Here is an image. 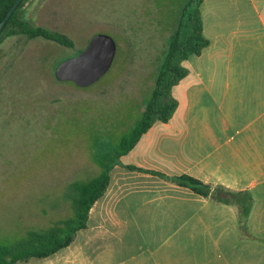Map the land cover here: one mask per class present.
I'll list each match as a JSON object with an SVG mask.
<instances>
[{
  "label": "rangeland",
  "instance_id": "1",
  "mask_svg": "<svg viewBox=\"0 0 264 264\" xmlns=\"http://www.w3.org/2000/svg\"><path fill=\"white\" fill-rule=\"evenodd\" d=\"M256 1L204 0V37L219 23L235 25L238 17L257 26L264 9ZM185 2L27 0L24 18L65 35L73 48L24 36L0 42V247L70 216L69 185L97 176L95 155L113 150L140 119ZM96 34L116 43L109 71L83 89L57 81V65L78 55ZM102 219L91 209L87 228L73 243L128 242L113 211L104 233Z\"/></svg>",
  "mask_w": 264,
  "mask_h": 264
},
{
  "label": "crops",
  "instance_id": "2",
  "mask_svg": "<svg viewBox=\"0 0 264 264\" xmlns=\"http://www.w3.org/2000/svg\"><path fill=\"white\" fill-rule=\"evenodd\" d=\"M256 4L264 9V1ZM256 19L257 26L241 17L219 23L204 37L208 47L183 63L188 74L172 89V118L155 123L110 172L92 210L103 218V233L113 211L128 242L72 243L16 264H264V15ZM125 166L187 175L211 192L202 197ZM218 189L251 193L254 239L241 237L237 210L215 199Z\"/></svg>",
  "mask_w": 264,
  "mask_h": 264
},
{
  "label": "trees",
  "instance_id": "3",
  "mask_svg": "<svg viewBox=\"0 0 264 264\" xmlns=\"http://www.w3.org/2000/svg\"><path fill=\"white\" fill-rule=\"evenodd\" d=\"M203 1L186 0L180 11L175 29L168 38L167 49L158 68L151 97L144 105L141 117L134 128L121 139L113 150L99 152L95 155L93 162L99 170L97 176L86 182H74L69 185L70 216L57 221L48 228L27 231L25 236L12 247H0V264H16L32 258H49L70 246L77 233L87 228L90 210L106 193L110 172L114 166L121 165L120 158L128 154L155 123H167L172 118L177 108L172 89L188 74L183 63L191 56H199L209 45V41L203 36L200 12ZM14 2L15 0H0V22ZM26 2L27 0H21L3 26L0 32V42L9 37L24 36L28 40L44 39L66 48H73V42L65 35L43 27L32 26L24 18L23 6ZM125 168L172 180L177 186L187 188L202 197H208L211 192L208 185L187 175L170 179L152 171L130 166H125ZM215 199L236 208L241 237L248 240L254 239L247 227V220L253 206L251 193L218 189Z\"/></svg>",
  "mask_w": 264,
  "mask_h": 264
},
{
  "label": "water",
  "instance_id": "4",
  "mask_svg": "<svg viewBox=\"0 0 264 264\" xmlns=\"http://www.w3.org/2000/svg\"><path fill=\"white\" fill-rule=\"evenodd\" d=\"M20 2L21 0H15L7 11L0 22V32ZM116 50V43L112 37L96 34L78 55L57 65L54 77L59 82H71L78 88H87L109 71L115 59ZM215 194L216 191H213L212 195Z\"/></svg>",
  "mask_w": 264,
  "mask_h": 264
}]
</instances>
